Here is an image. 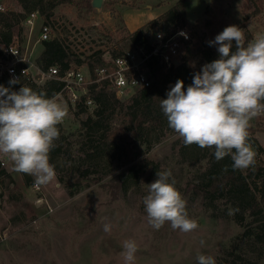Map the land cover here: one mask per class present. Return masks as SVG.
<instances>
[{
    "label": "rangeland",
    "instance_id": "374dc122",
    "mask_svg": "<svg viewBox=\"0 0 264 264\" xmlns=\"http://www.w3.org/2000/svg\"><path fill=\"white\" fill-rule=\"evenodd\" d=\"M3 1L9 9L18 7L16 0ZM73 1L74 4L57 6L51 19L53 36L63 39L72 51L87 56L105 50L108 58L114 47L122 50L129 46L126 36L131 31L122 12L135 7L147 9L158 3L104 0L101 9H94L86 5L91 0ZM160 2L174 5L177 0ZM187 11L191 27L202 26L213 17L242 28L245 15L250 14L247 28L255 37L264 33V11L252 0H192ZM212 36L210 32L206 40ZM66 125L68 132L73 133L79 120L71 118ZM249 129L264 148V115L253 119ZM69 140H77V135ZM182 141L173 129L167 130L148 156L160 162L162 171L171 173L169 182L174 180L186 201L189 218L198 223L197 229L184 233L166 222L156 230L148 223L143 201L149 184L157 179V173L149 170L140 185L124 192L110 182L114 175L111 166L101 165L97 173L78 181L71 164L60 159L64 182L56 175L39 193L32 187L35 177L17 172L12 166L8 169L11 176L0 180V264H124L121 253L126 240L138 245L135 264H198L201 254L212 256L217 262L237 243L239 252L246 250L257 256L258 245L239 239L242 228L233 219L213 216L206 203L193 193L192 182L199 170L194 162L180 158ZM105 223L112 226L108 233L103 230ZM259 264H264V260L260 259Z\"/></svg>",
    "mask_w": 264,
    "mask_h": 264
},
{
    "label": "trees",
    "instance_id": "16d2710c",
    "mask_svg": "<svg viewBox=\"0 0 264 264\" xmlns=\"http://www.w3.org/2000/svg\"><path fill=\"white\" fill-rule=\"evenodd\" d=\"M16 1L19 9L7 8L5 12H0L4 41H9V32L3 30H10L30 12L38 10L44 22L51 23L58 5L74 4L73 0ZM191 1L177 0L163 14L130 32L126 36L129 46L137 42H149L156 31L170 36L185 25H190L187 6ZM86 5L88 8L91 6L90 2ZM245 16L241 29L247 45L255 36L246 26L250 14ZM214 19L207 18L201 27L192 26L193 39L187 43L178 64L166 69L157 58L150 62L154 72V80L150 86L138 89L126 100L120 101L104 84L92 93L99 102L93 112H88L83 105L74 110V119L79 120L78 128L73 133L68 132V127L58 128L59 138L54 141V147L49 153V162L54 165L60 182H64L58 162L60 159L71 164L78 181L97 173L101 165L111 166L114 175L110 182L124 192L130 186L140 185L148 170L153 174L162 171L160 162L148 156L153 144L162 138L164 132L172 130L160 102L167 98V92L177 80H183L186 90L203 65L219 58L218 45L210 46L208 42L213 41L230 25ZM210 32L213 36L206 40V35ZM235 50L233 41L232 51ZM115 54L113 52L111 56ZM83 56L81 53H72L64 42L53 38L43 42L37 62L42 68L55 64L66 68L86 63L92 71L110 64L105 50L95 51L85 59ZM248 131L249 143L256 152V157L255 164L247 169L233 170L230 156L217 161L214 148H200L196 144L186 146L183 141L179 148L182 161L194 162L198 166V174L192 182L193 193L206 203L213 216L233 219L242 228L239 236L241 241L252 240L259 247L258 255L255 256L246 250L239 252L237 249L240 244L237 243L216 264H259L260 259L264 260V148L252 131ZM73 134L77 135V140L71 141L69 138ZM1 176L9 178L11 175L3 170ZM230 210L232 214H229Z\"/></svg>",
    "mask_w": 264,
    "mask_h": 264
},
{
    "label": "clouds",
    "instance_id": "9594fccd",
    "mask_svg": "<svg viewBox=\"0 0 264 264\" xmlns=\"http://www.w3.org/2000/svg\"><path fill=\"white\" fill-rule=\"evenodd\" d=\"M208 43L218 45L219 58L203 65L186 90L183 80H177L160 107L168 126L186 146L214 148L217 161L230 156L233 170L247 169L256 157L249 143L250 122L264 115V33L245 45L243 30L231 25ZM17 83L19 78L9 81L10 86ZM66 116V108L43 92L25 85L19 91L0 85V154L10 158L15 171L35 177L36 185L50 184L56 172L49 153L60 135L57 125ZM156 175L143 201L148 223L156 230L166 222L184 233L197 229L174 180L169 182L171 173L158 171ZM111 228L110 223L103 226L106 233ZM137 251L134 240L124 241V264H135ZM197 260L198 264H216L214 257L203 254Z\"/></svg>",
    "mask_w": 264,
    "mask_h": 264
},
{
    "label": "built area",
    "instance_id": "2783aa9c",
    "mask_svg": "<svg viewBox=\"0 0 264 264\" xmlns=\"http://www.w3.org/2000/svg\"><path fill=\"white\" fill-rule=\"evenodd\" d=\"M253 2L264 11V0ZM6 10V4L0 0V12ZM1 31L0 25V85L11 87L14 91H19L25 85L37 93H45L47 98L57 100L67 110V116L57 125L58 128L67 127L66 123L74 118L73 112L79 106L83 105L88 112H93L99 102L92 93L104 84L120 101L126 100L134 91L150 86L154 80L150 62L157 58L169 69L179 63L187 43L193 39V28L189 25L170 36L156 31L149 42H137L122 50L114 47L112 53L116 54L108 58L110 64L92 71L86 63L66 68L57 64L42 68L38 64L39 48L43 47V42L53 38L64 42L60 37L53 36L52 23H45L38 10L30 12L10 30H3L9 32V41H4ZM71 52L81 53L77 50ZM13 78H19L20 83L10 86L9 81ZM12 166L14 163L10 158L0 154V180L1 172L8 171ZM32 187L42 192V186L33 183ZM1 241L3 237L0 234Z\"/></svg>",
    "mask_w": 264,
    "mask_h": 264
},
{
    "label": "crops",
    "instance_id": "0c3cea01",
    "mask_svg": "<svg viewBox=\"0 0 264 264\" xmlns=\"http://www.w3.org/2000/svg\"><path fill=\"white\" fill-rule=\"evenodd\" d=\"M158 0L156 5H149L147 9L133 8L132 10H125L122 12V19L126 27L131 31L137 30L145 23L157 18L159 15L167 11L172 5L164 4ZM43 49V47H42ZM42 49L40 50L42 52Z\"/></svg>",
    "mask_w": 264,
    "mask_h": 264
},
{
    "label": "water",
    "instance_id": "95a60500",
    "mask_svg": "<svg viewBox=\"0 0 264 264\" xmlns=\"http://www.w3.org/2000/svg\"><path fill=\"white\" fill-rule=\"evenodd\" d=\"M104 0H91V6L94 9H101L103 7Z\"/></svg>",
    "mask_w": 264,
    "mask_h": 264
}]
</instances>
